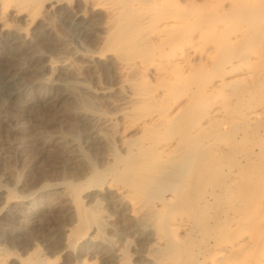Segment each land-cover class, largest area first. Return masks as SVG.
<instances>
[{
    "label": "bare ground",
    "instance_id": "1",
    "mask_svg": "<svg viewBox=\"0 0 264 264\" xmlns=\"http://www.w3.org/2000/svg\"><path fill=\"white\" fill-rule=\"evenodd\" d=\"M78 1L54 44L45 18ZM19 46L50 85L66 52L98 65L88 89L115 99L80 116L109 160L69 185L63 226L17 227L31 207L0 187V264H264V0H0V60ZM87 190L116 212L109 254Z\"/></svg>",
    "mask_w": 264,
    "mask_h": 264
},
{
    "label": "rangeland",
    "instance_id": "2",
    "mask_svg": "<svg viewBox=\"0 0 264 264\" xmlns=\"http://www.w3.org/2000/svg\"><path fill=\"white\" fill-rule=\"evenodd\" d=\"M53 6L52 15L45 21L52 29L51 41L65 46L76 31L70 13L72 9H82L83 3L78 1L68 6L62 2ZM46 7L47 4L43 10ZM21 49L19 46L15 50L17 54ZM65 55L69 65L57 72L54 85L45 82L46 72L35 68L38 59L29 62L26 52L16 57L7 52L8 58L0 60V73L9 71L15 63L22 67V71H16L13 88L0 84V187L12 190L16 198L31 207L18 218L17 227L55 230L63 226L70 208L66 199L69 185L82 180L80 184L87 186L82 176L96 169L104 170L108 162L105 142L89 138L80 127V116L90 111L110 113L115 97H102L88 89L94 84L93 73L98 65L71 52ZM73 143L76 151L70 152ZM84 196L88 203L102 201L110 215L105 229L109 254L117 238L116 212L107 207L110 195L87 190ZM3 223L1 226L7 228L8 224ZM65 259L66 255L59 263L65 264ZM103 260V256L89 258L95 264H103Z\"/></svg>",
    "mask_w": 264,
    "mask_h": 264
}]
</instances>
